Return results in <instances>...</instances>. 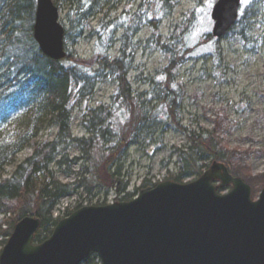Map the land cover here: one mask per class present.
Listing matches in <instances>:
<instances>
[{
  "label": "trees",
  "instance_id": "obj_1",
  "mask_svg": "<svg viewBox=\"0 0 264 264\" xmlns=\"http://www.w3.org/2000/svg\"><path fill=\"white\" fill-rule=\"evenodd\" d=\"M63 1L68 3L71 16L70 29L64 33V38L71 31H77L71 44L81 35L83 23L102 15L95 30L85 27L89 38L96 39L97 48L102 50L89 61L66 53L64 60L68 66H65L62 61L45 57L32 37L35 0H0V216L3 217L0 225L6 226L0 234L9 238L19 220L34 217L40 220L33 238L35 244L45 241L59 221L52 218L56 202L72 193L69 190L72 185L60 184L49 167L58 157L59 164H63L73 144L82 152L80 160L91 163L92 168L91 180L81 178L78 184L84 183L87 188L93 185L101 187L105 192L114 189L116 195H123L115 202L129 201L130 197L125 194L126 185L119 180L120 163L128 147L136 143L141 128L151 115V109L142 100L143 95H134L126 80L133 53L138 48V45L132 44V39L142 29L143 21L152 29V36L157 38L155 46L169 58L168 65L158 71L156 79L152 80L148 96L158 99L173 121L180 111L183 96L182 86L175 82V71L188 54L185 49L176 50L169 44H160V39L155 36L159 21L171 16L179 0ZM53 3L58 7L56 1ZM136 3V12L131 14L127 8ZM121 5L123 12L108 21L110 12ZM244 16L247 19L241 18L237 21L239 26L232 30H238L234 35L246 44L248 22L253 16L249 13H244ZM75 23L79 24L78 27ZM118 30H122L118 41L119 55L111 60L107 53ZM217 50L218 62L221 63V52L219 48ZM92 66H97V69L93 71ZM107 77L117 82L118 92L113 98V107L126 114L118 135L119 142L115 146L110 144L114 137L110 128L113 110L103 105L88 110L82 117V126L88 138H73L72 102L78 106L82 101L90 100L95 84ZM52 123L58 128L53 141L33 146L32 155L19 164L9 178H3L5 169L15 165L16 155L30 147L37 134ZM212 123L211 131L200 129L196 133L190 132L187 151L179 153L182 171L174 181L180 183L182 178L191 176L198 178L213 162H218L224 164L232 176L241 178L252 188L263 187L264 174L253 177L247 170L246 162L251 151L228 147L231 122L225 110L217 111ZM95 149L97 152L93 158ZM144 187L145 184L142 185ZM71 213L67 212L65 217ZM93 259L91 255L84 264H94Z\"/></svg>",
  "mask_w": 264,
  "mask_h": 264
},
{
  "label": "rangeland",
  "instance_id": "obj_2",
  "mask_svg": "<svg viewBox=\"0 0 264 264\" xmlns=\"http://www.w3.org/2000/svg\"><path fill=\"white\" fill-rule=\"evenodd\" d=\"M52 1L58 3L59 23L66 32L70 29V7L63 0ZM137 4L129 6L127 11L135 13ZM213 5L214 0H179L171 16L158 23L155 36L160 39V44H169L176 50L188 51L184 62L175 71V82L182 86L183 96L180 111L174 121L168 118L167 111L160 106L158 99H150L148 96L156 73L168 65V56L155 46L157 38L152 36V29L145 20L142 29L132 39V44L138 45V48L133 53L131 69L126 80L134 95H143L142 100L148 104L151 115L141 128L136 143L128 147L120 163L119 180L122 185H126L125 194L130 197L129 201L142 189L152 188L166 181L176 183L174 179L183 167L179 153L187 151L190 132L196 133L200 129L211 131L212 120L219 110H225V115L231 122V131L227 137L229 149L250 150L251 154L246 162L249 174L253 177L264 174V0H240L237 21L241 18L247 19L244 13L253 16L248 22L246 44L234 35L238 30H232L239 26L238 22L222 38L212 36ZM123 10L121 5L117 10L110 12L108 21L115 19ZM101 18L102 15H97L83 23L81 35L74 44H71V41L77 31H71L70 35L64 38L65 52L74 54L83 61H89L102 52L96 46V39L89 38L85 29L87 26L95 30ZM154 21L157 22L156 19ZM74 25L78 27L79 24ZM121 36L122 30L115 32L107 53L111 60L119 55L118 41ZM217 48L221 52V63L218 62ZM62 63L68 66L66 60ZM91 69L94 71L97 66H92ZM117 92V82L112 77H107L95 84L90 100H84L78 106L72 102L73 138H88V133L82 126V117L88 110H95L97 106L103 105L112 107L110 128L114 137L111 139L113 143L110 144L117 145L121 126L126 120V114L120 112L116 106L113 107V98ZM57 130L55 123L44 127L30 147L16 155L15 165L5 169L3 178H9L15 168L32 155L33 146L52 142ZM96 152L95 149L93 158ZM81 157V150L73 144L63 164H59L58 157L49 167L60 184L72 185L69 188L72 193L62 196L53 207V219L65 218L67 212H73L78 206H104L123 197L116 195L114 189L105 192L101 187L88 185L91 190L88 192L86 184H78L81 178L90 181L92 172L91 163L80 162ZM196 179L195 176L184 177L180 184ZM250 188V198L256 201L262 187ZM230 190L231 186H225L220 188L218 193L227 194ZM1 220L0 216V222ZM5 230L6 226L1 224L0 231ZM7 240L8 238L0 234V253Z\"/></svg>",
  "mask_w": 264,
  "mask_h": 264
},
{
  "label": "water",
  "instance_id": "obj_3",
  "mask_svg": "<svg viewBox=\"0 0 264 264\" xmlns=\"http://www.w3.org/2000/svg\"><path fill=\"white\" fill-rule=\"evenodd\" d=\"M240 0H217L212 36L235 24ZM65 29L52 0H35L32 37L50 60L65 58ZM218 182V184H216ZM231 186L227 194L218 190ZM251 188L213 162L186 184L163 182L127 202L81 207L59 220L50 236L33 243L40 220L24 217L13 227L0 264H264V186Z\"/></svg>",
  "mask_w": 264,
  "mask_h": 264
},
{
  "label": "snow or ice",
  "instance_id": "obj_4",
  "mask_svg": "<svg viewBox=\"0 0 264 264\" xmlns=\"http://www.w3.org/2000/svg\"><path fill=\"white\" fill-rule=\"evenodd\" d=\"M242 2H245V0H242Z\"/></svg>",
  "mask_w": 264,
  "mask_h": 264
}]
</instances>
